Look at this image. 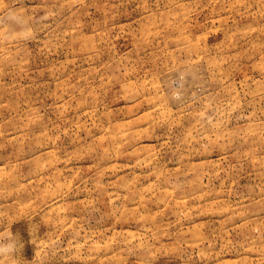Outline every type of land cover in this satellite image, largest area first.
Instances as JSON below:
<instances>
[{"label":"rangeland","instance_id":"1","mask_svg":"<svg viewBox=\"0 0 264 264\" xmlns=\"http://www.w3.org/2000/svg\"><path fill=\"white\" fill-rule=\"evenodd\" d=\"M10 8L0 264H264V0Z\"/></svg>","mask_w":264,"mask_h":264},{"label":"clouds","instance_id":"2","mask_svg":"<svg viewBox=\"0 0 264 264\" xmlns=\"http://www.w3.org/2000/svg\"><path fill=\"white\" fill-rule=\"evenodd\" d=\"M0 19H7L16 23L20 28V34L25 38L28 37L31 28L28 26L25 17L19 13L18 9H8L3 15H0ZM41 19H47V15L41 17ZM175 98L178 99L179 96L177 95ZM20 247H22V245L20 244L19 238L16 236L12 235L6 240H0V260L16 261L13 258V254L17 252Z\"/></svg>","mask_w":264,"mask_h":264}]
</instances>
